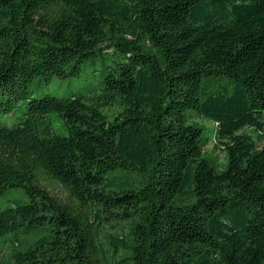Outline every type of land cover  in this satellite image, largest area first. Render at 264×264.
Instances as JSON below:
<instances>
[{
	"label": "trees",
	"instance_id": "trees-1",
	"mask_svg": "<svg viewBox=\"0 0 264 264\" xmlns=\"http://www.w3.org/2000/svg\"><path fill=\"white\" fill-rule=\"evenodd\" d=\"M87 65L94 86L36 96ZM0 244L264 264V0H0Z\"/></svg>",
	"mask_w": 264,
	"mask_h": 264
},
{
	"label": "rangeland",
	"instance_id": "rangeland-1",
	"mask_svg": "<svg viewBox=\"0 0 264 264\" xmlns=\"http://www.w3.org/2000/svg\"><path fill=\"white\" fill-rule=\"evenodd\" d=\"M93 65H87L80 76L73 78H52L43 88L39 89L36 93L37 97H42L46 95L67 97L74 94L80 93L82 90L87 87L94 86L98 78L101 76V73H94L92 71ZM45 184V183H44ZM48 190L54 195H60L62 198L66 197V192L61 186H46ZM15 195H21V192H15ZM8 249V246H6ZM6 249H3L0 244V255L5 252Z\"/></svg>",
	"mask_w": 264,
	"mask_h": 264
}]
</instances>
